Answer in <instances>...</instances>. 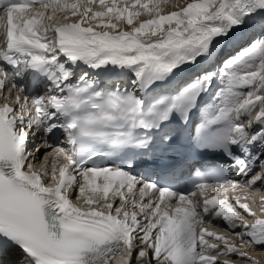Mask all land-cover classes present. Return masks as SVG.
Here are the masks:
<instances>
[{"label":"bare ground","instance_id":"6f19581e","mask_svg":"<svg viewBox=\"0 0 264 264\" xmlns=\"http://www.w3.org/2000/svg\"><path fill=\"white\" fill-rule=\"evenodd\" d=\"M123 1L130 2L131 0H123ZM146 1L148 2L149 0H146ZM61 2L62 4L57 8H60L61 10H66L70 4V1L61 0ZM179 2H181L180 8H182L185 2L184 1H179ZM226 2L229 4L230 10L232 12L231 14H232L233 19L231 22L235 25V27H233L232 29L235 31L232 30L234 32V35L229 40L231 42H228V44H225L224 48L228 46H232L231 43L233 44L240 43L242 39L246 37L248 38L249 35L252 33V31L255 29L259 31L258 34L262 33V35H264V11L258 10L256 6L257 4L256 0H227ZM94 3H95V0L93 1V4ZM52 5L53 4H49L46 7L36 10V12L39 11L40 12L39 15H44L43 11L51 7ZM223 7L224 5L218 9L219 16H222ZM103 11H105V9ZM76 20L79 26L77 25V23L75 24L66 23L68 20L66 22L63 21L65 23L55 24L56 26L54 27L57 29V31H60L63 35H65V37L63 38L62 36L58 35L54 31L55 39L49 44H47L48 36H53L49 34L50 29L44 30L45 32H40L39 30L36 29L35 36H37V39L35 40L32 37L33 43L37 45V50H33V53L31 54L33 58L35 59V62L37 63V65L46 64L47 60H49L50 64L53 65L52 69H53L54 75L52 76V81L48 83L47 86H50V85L53 86V87H49L48 90H54L57 87L61 88L60 92L54 94L51 99L52 101L53 98L63 97V99L58 100V105L65 98L71 97L72 93L75 92L78 88V86H72L71 89H66L63 87V84L65 83L64 81L69 80L72 75V71L68 67H74L76 70L79 68L95 70L97 66L91 65V63L93 62V59L96 56L95 54H93V52L96 50L105 52L103 54L104 56L109 54V56L117 57L122 60H125V58L128 57L129 61L126 64H113L112 72L116 74L115 76H121L122 78H124L126 74L134 75L136 77H139L142 75L145 81V87L149 88L155 82L157 78V75L154 73V71H158L159 73H162V74H165L167 72L168 74L170 73L169 65L171 64L172 58H180V61L184 62L185 67H187V62L191 63L192 61L202 63L201 65H206L208 63L211 64L214 60V57L217 54L214 44L221 40L220 31L215 30V29L214 30L210 29V31L207 32L206 36H204L202 39H197L195 41L196 44L190 45L187 43L188 41L187 42H184V41L176 42L175 41L174 43L170 41L171 43L164 44L163 48L159 52L144 53L145 52L144 51V52L134 53L130 51L127 52L125 50L126 47L124 46L116 45L113 42H112L113 44L103 43V41H99V40H96L94 37H90L95 34L93 31H91L92 27L90 26V24H87L88 23L87 22L86 25H82L81 18L79 19V21L78 19ZM37 22L38 24L40 23V20L38 21V18H37ZM255 22L259 23L260 26L256 25ZM34 23L35 22L33 20V24ZM133 25L136 26L135 23ZM147 26L148 25L145 24L142 28L147 29L149 27ZM106 28L108 27L105 26V28L103 27L102 29L106 30ZM140 31L141 29H139V27L137 26L134 32L138 33ZM89 33H92V34H89ZM38 37L41 40L42 38H46V40L39 41ZM67 45H72L74 48V52L73 53L69 52V54L67 55L68 57L67 62H68V65L70 66L66 67L67 62L64 63V61L62 60H58V59L55 60L53 58L55 56L65 57L63 56L64 54L63 50ZM54 48L59 49V53L51 57H46V55H48L47 53H52ZM244 50L247 51L248 47H245ZM223 53H225V51L221 52V55ZM221 55H220V58L221 59L224 58ZM155 59H158L157 60L159 61L158 65H154V66L149 65V67L153 71L143 74L140 71V67L141 66L146 67L149 61H154ZM228 66L229 64L223 65V70H226ZM185 67H183V69L187 70V68ZM206 78L208 80V83L211 82L212 77L207 76ZM62 82L64 83L60 85V83ZM73 84H76V83H73ZM24 91L19 95L15 93L14 98L9 95L8 97L4 99V103L2 105V111L0 112V117H1L0 119H3L9 125V129L11 130V132H13V129L16 125V123L14 122L15 119L13 115H11V110L15 106V104L17 103V107L19 108V110H21V108L23 109V112H24L23 117L25 118L27 116V119H29L28 107L27 106L24 107L22 106V104H27L29 102V104L34 105V107H37L39 104V99H36L34 101L32 95L29 96L28 94H25L26 92ZM209 91H211V89H209ZM43 92L44 91H42L41 88H35L33 90V95H40V93H43ZM50 93L52 94V92ZM207 95H208L207 92H203L202 99L206 98ZM212 101L214 103V98H212ZM233 108H234L233 101L229 99H225L217 105L215 104L209 108H204L203 114L205 116L206 114L208 116H211L214 112L221 111V110H228L230 111V113H232ZM48 110L49 109L47 107V111ZM234 124L235 123H233V127H234ZM26 126L28 127L30 126L29 121L27 122ZM17 128H20V126L15 128L14 130L15 132ZM24 128L25 127H22L23 130ZM240 133L242 136L244 134V131L240 130ZM0 136L4 137L6 141H8V133L1 123H0ZM241 136H238V138L241 139ZM15 137H18V133H15ZM22 139L24 140V137H22ZM46 142L47 141L45 139H37L34 142V144H36L35 146H37L38 151H41L42 148L45 147V150H46V148L50 146V144ZM57 150L58 149H54L53 152L56 153ZM10 152L12 156L15 157L13 164H14V167L17 169L16 171H14V179L20 181L18 185L28 192L29 198L32 199L35 204L37 203V200L35 197H37L38 199L41 200V203H40L41 205L52 207L57 213L60 214V216L63 218L66 224L68 223L67 221H69L73 226H75L77 231L82 235H91L92 233L101 232V233H104V235L107 236V238L109 239L111 238L112 233L114 234L122 233L124 240L120 242V247L123 248L126 246V244H128L129 246L128 249H130V251L133 250V242L131 239L132 237L131 235H132V232L134 231L135 232L140 231L141 228L139 227L138 221H133L132 223H129L124 219H120L121 217L118 218L116 216L117 214L116 212L102 213L100 211H95L94 209L92 211L91 210L83 211L79 209V207H77L78 204L76 206V203L78 201L76 203L74 201L75 193L73 194L72 190L69 191V189L72 188V185L76 183L77 185H83V187L85 186L91 192L99 193L100 196H102V198H106V196H112L113 199L114 198L120 199L123 203L129 206L128 202L125 201L127 196L133 197L132 191L134 189L139 188L138 186L134 185L133 182H128L123 179L113 180L110 178V174L108 172H105L103 175H100V176H92V175L85 174L84 176L80 177L79 180H77V175L71 174V172L68 171L64 158H60V162L62 166H60L61 168L59 167L60 169L58 168L59 171H56V173H53V175L47 180H44L45 181L44 182L42 178H40L39 173L36 172V169H38L40 165L39 158L35 156V159L33 160V162L31 161L28 162L27 160H25L26 156H29L31 153H33V150L31 148L30 149L28 148L27 155H23L20 158L19 162L16 160V156H17L16 152L11 151V150ZM254 157H255L254 155L249 154V156L246 157L247 161H245L242 158L243 162H241V167L245 169V173H247L248 176L254 175V172H255V171H251V173L248 172L249 169L250 168L252 169L254 166V162L252 161V158ZM257 161L259 162L258 163L259 169L255 173L253 178L248 181L244 180L243 182H241L240 180L238 183L242 185L238 186V188L239 187H245V189L246 188L254 189L255 187L257 188V185H258L257 181L260 177L261 171L263 170L264 172V155L262 154L261 157H259ZM23 169H25V173H22ZM262 174H261V178L264 176V175L262 176ZM74 179H75V182H74ZM48 180L50 181L53 180L51 185H49L48 183L46 185V182ZM232 187L233 186L219 187V188H214V190L216 192H226L229 188H232ZM46 190H49V191H46ZM81 190L82 188L79 187L78 189L79 194ZM257 190L258 189H255L254 191H257ZM141 193L142 195H139L138 199L140 198V196L142 198L147 197L146 193L143 190ZM209 193L210 192H204L203 194H209ZM30 194H32V196ZM79 194H78V197H79ZM194 197L195 196H193L190 199H194ZM29 198L27 196H24L22 198L19 195L9 196L6 187L0 185V210L11 212L20 219V221L22 222V226L18 228V231L23 237H25L29 241V248L35 249V248H39V237L42 233L40 229L34 224V221L32 220V218L29 216L30 214L29 204L31 203ZM80 198H81V194H80ZM149 198L150 197H147V203H143L141 202V200L139 201L137 206L138 208H140V210H142V208L146 206L149 201H151ZM226 198H227L226 196H223L221 197V199L218 198V200L216 201L214 197H210L209 199H211V201H208L209 205H206V206L210 208V207H213L214 204H217L218 206L222 205L223 206L222 209L229 208L228 204L226 203ZM190 199L180 200L183 202H178L177 204H175L176 210L181 211V209L184 208L185 205H187V203L192 201ZM52 200H54V202H52ZM153 200L154 198L152 199V202ZM241 200L243 201V199ZM55 202L57 203V205ZM161 202L167 203L168 202L167 197L161 196L159 203L154 208L153 207L150 208V209L153 208V210L152 211L147 210V213L149 214V218L151 216H155L156 218L160 216V212H159L160 209L158 206L161 204ZM107 203L108 202H106V204ZM109 206L110 205L108 204L107 208H109ZM235 207L239 208L237 205H235ZM129 208L132 210L133 207L129 206ZM230 209L229 210L227 209V210L231 211ZM200 216L203 220H210L211 223L215 224L216 226H219V228L224 226V223L222 221H218L220 219H218L216 216L214 217L212 216V211L211 212L208 211L207 214L202 213V215L200 214ZM123 218H126V217L124 216ZM172 221L173 220H171L170 218H168L165 222L161 221L159 222L157 228L160 232L163 231V229H166L169 235L176 233L174 241L171 242V244L167 245L164 242L165 241L163 237L164 235H160L159 233H157L160 236L157 239V242L155 244V254L153 256L154 257L153 259L150 255L148 256L146 255L148 248H147V245L145 244V241H146L145 239L147 238V236L145 235L144 238H142L145 240V241L142 240L143 241L142 251L139 253L138 256H136L135 253L132 255L131 264H194L195 262L194 259L196 257L191 255V251H192L191 245L194 242V236H195L194 233L192 234V232L190 231L179 232L180 230L179 227H173V228L171 227ZM245 221L249 227L252 226L256 222L255 220L250 223H248L249 221L247 220ZM260 222L264 224V218H261ZM261 226L260 228H262ZM182 233L183 235H185L184 237H180ZM136 236H138V233H136ZM184 244H187V248L183 249L182 247L184 246ZM257 248H259V246H257ZM130 253L131 252H129L126 255V258L122 261V263L120 262L119 264H127V258L130 255ZM250 256H252L253 258L256 257L255 254H250ZM260 256L264 258V254H261ZM208 257L218 258L219 256L210 254L208 255ZM243 257H245L246 259H250V257L243 255L239 257L238 260H231L230 258H228L226 259L225 263L227 264H248L246 261H243L244 259ZM139 258L142 261L143 259L144 260L146 259L147 261H143V263H139L140 262L138 261ZM223 258H225L224 255L222 259ZM74 262H78V263H74ZM260 262L261 264H264V261L260 260ZM72 264H88V262L82 263L79 261H72Z\"/></svg>","mask_w":264,"mask_h":264},{"label":"rangeland","instance_id":"374dc122","mask_svg":"<svg viewBox=\"0 0 264 264\" xmlns=\"http://www.w3.org/2000/svg\"><path fill=\"white\" fill-rule=\"evenodd\" d=\"M69 1L71 5L69 4L66 10L57 8V10L48 14V18L44 15H38V21L40 20L38 29L40 32H45L44 30L51 29L52 25L65 23L67 20L66 23H77L78 25L76 19L79 21L80 18L84 17L82 25H86L88 22L87 24H90L92 27L91 31L96 32V34L90 37L103 41V43H114L124 46L128 51H133L134 53L144 51V53H147L159 52L164 44L174 43L175 41H188L187 43L190 45L196 44L195 41L206 36L210 29L219 30L221 33V40L214 44L217 50L219 46L224 47L227 44L226 41L231 39L234 35L233 31H235L232 29V26L235 27V25L231 22L233 17L229 4L226 2L227 0H149L148 2L146 0H131L130 2H124L123 0H97L96 4H93L94 0ZM179 1L185 2L182 8H180L181 2ZM223 5L222 17L219 16L218 9ZM104 9L105 11H103ZM132 23H135L136 26ZM143 23L148 26L151 23L153 24L144 29L142 28L145 25ZM105 26L108 28L106 30L102 29ZM137 26L141 31L135 33L134 31ZM258 32L255 29L252 36L248 37L244 42L226 47L228 48L226 53H223L221 56L228 58L226 62L231 63L232 72H221L217 80V83L220 85L219 92H222V94H225L226 90L231 86L239 88L236 104L233 103V105L241 118L238 126L247 128L245 133L246 138L255 134L257 137H264V35L262 33L258 34ZM53 40L54 37L52 36ZM257 42L261 43L257 44ZM47 44L49 43L47 42ZM245 47H248V50L244 52ZM217 60L220 62L221 59ZM207 73L208 75L213 74L215 76V73ZM257 146L259 153L264 155L262 144ZM53 150L49 146L46 150L44 147L41 151H37V157L40 162L37 170L42 172L41 175L39 173L42 180L50 178L62 166L59 156ZM261 174L262 176L264 175L263 170ZM261 174L257 181L258 185L256 184L257 188L245 189V187H241L239 189L235 187L234 190H230L231 188H229L226 192H216L217 198L220 199L223 196L228 197V195H231L232 198L230 197L229 199L235 201L231 202L226 198V203L228 207L233 208L222 209L223 206L219 205L217 209L223 216L215 215L212 211L213 217H220L224 223L223 227L219 228V226L210 223L211 221L202 222L199 220V222H196V233L194 235L197 234L198 246L195 252L191 251V255L196 257L194 264L197 262H199L198 264H227L225 263L226 259L238 260L243 255L252 259L243 257V261H246L248 264H261L260 260L264 261V258L260 256L264 254V224L260 222V219L264 218V176L261 178ZM48 181L49 185L53 182V180ZM80 188H82L80 191L81 198L78 193L79 191L77 193L74 192V201L75 203L78 201L76 206L78 204L77 207L79 209L83 211H92L94 209L102 213L109 211L113 213L115 211L121 215V218L117 216L118 218L124 219L129 223L138 221L137 218L134 219L132 216L128 219L129 213L135 214L136 212H134L133 208L131 210L120 199H113L112 196L102 198L99 193L91 192L85 186L83 187V185H80ZM255 189L258 190L254 191ZM106 202L108 203L106 204ZM108 204L110 205L109 208H107ZM235 205L239 208L235 207ZM227 209L235 210V214ZM225 211L232 212V214L230 213V216H226L229 214ZM124 216L126 218H123ZM237 217H240L242 220L240 222L237 221ZM245 220L249 221L248 223L254 220L256 222L249 227ZM146 227L143 231H136L135 233H138V235L142 233L147 238L150 234V238L157 236L154 241H149L148 243V247H152L154 243L156 244L159 236L163 234L162 231L160 232L158 229L157 231L156 228H154L155 231L151 223ZM135 235L133 238L136 239ZM142 238H139L136 242H134L135 239L133 240V249L139 250L135 251L136 256L142 251L143 241L147 240V238L145 240ZM137 243L139 245L142 244L139 246L140 248L137 247ZM206 247L209 252L204 250ZM210 254L219 257L210 258L208 257ZM250 254H255L256 259L250 256ZM223 255L225 256L223 258L225 260L222 259ZM138 261H140L139 263H143V261L147 260L143 259L142 261L139 258Z\"/></svg>","mask_w":264,"mask_h":264}]
</instances>
